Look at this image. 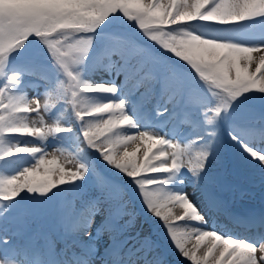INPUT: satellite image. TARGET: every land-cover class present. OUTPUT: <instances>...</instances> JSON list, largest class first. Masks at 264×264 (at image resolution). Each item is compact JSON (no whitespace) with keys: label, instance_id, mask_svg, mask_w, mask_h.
I'll return each mask as SVG.
<instances>
[{"label":"snow or ice","instance_id":"snow-or-ice-1","mask_svg":"<svg viewBox=\"0 0 264 264\" xmlns=\"http://www.w3.org/2000/svg\"><path fill=\"white\" fill-rule=\"evenodd\" d=\"M121 17L139 35H110L101 61L105 71L123 79L120 84L115 79L93 83L84 78L82 66L95 34ZM258 23L264 26V0H0V77L5 78L0 87V160L20 154L35 158L14 175H0V201H14L21 193L47 196L77 181L87 185L89 164L69 150L68 156L53 153L49 159L42 146L49 137L72 133L74 124L79 129L75 153L84 151L81 145L90 148L133 185L187 264H264V215L252 222L234 219L245 228L261 229L251 239L224 234L205 227L206 212L189 192L170 187L183 176L180 185L187 180L210 207L219 208L212 168L225 123L231 140L264 166V117L248 122L233 118L249 93L264 96V31L255 32ZM245 24L253 31L244 36L215 31ZM34 40L63 78L42 77L45 91L30 98L15 91L22 73L6 69L10 57ZM122 88L126 95L139 93L145 104L158 95L157 117L167 113L177 125H191L201 134L183 143L141 129L128 112L129 100L119 95ZM91 94L116 99L100 102ZM58 105L63 119L50 115ZM61 120H69L68 126ZM17 137L41 144H21ZM96 188V195L85 188L59 205L69 239L59 249L47 239V255L54 264H136L124 251L114 223L125 215L131 217L128 224L135 219L123 188L104 179L97 180ZM98 216L105 222L94 236ZM103 232L110 233L111 243L100 254L95 238ZM13 247L11 252L0 250V264H45L38 250ZM141 247L147 255L150 243Z\"/></svg>","mask_w":264,"mask_h":264},{"label":"rangeland","instance_id":"rangeland-1","mask_svg":"<svg viewBox=\"0 0 264 264\" xmlns=\"http://www.w3.org/2000/svg\"><path fill=\"white\" fill-rule=\"evenodd\" d=\"M117 19L108 24L105 29L116 26L115 24L117 23ZM197 27H199V25H197ZM229 28L230 27L218 28L215 31L238 37L250 34L253 31L248 24L234 27L233 30H230ZM262 28L263 30L257 29L255 32L259 33L264 31V26H262ZM138 35L139 33L137 30L131 34L133 38ZM95 41L96 40L94 39L92 52L87 58V60L91 59V62H89L90 65L82 66L84 69L83 75L85 79L93 83H101L102 77H100V74L103 71L105 72V70L102 67V55H100L99 52V44ZM28 46V50H21L24 53L17 52L10 57L8 65H11V68H7L6 71L9 74L18 71L19 67L17 65L20 63V59L23 60V57L33 58L29 62L26 60L28 64H31L29 71H19L22 73L20 77V84L15 86L16 92H24L31 98L39 96L45 91V80L42 79V77H47L49 79L55 78L57 71L55 68H52L53 65H49V63H51V58L42 45L34 40L32 43L28 44ZM44 67L49 69V71L47 72ZM29 72L33 74L29 75ZM111 74L112 73H110V76ZM1 79L5 82V78L0 77V81ZM114 79L115 83H117L118 77H115L114 75ZM107 82L112 81L110 79L107 80ZM3 85L0 84V87ZM91 95L94 99L100 102L116 99L115 96H111L109 94ZM119 95L121 98L129 100L130 103L128 108H132V101L135 102V98L131 99V95H126V89L120 91ZM248 97V100L237 105L236 112L240 113V117L245 122L264 117V96L249 93ZM154 100L155 99L153 98V100L147 104L151 105L150 103ZM159 102L163 104V100H160ZM255 103L259 104L263 110H259L260 108ZM61 110L62 109L56 112L52 110L50 115L54 117L60 116L61 119H63V115L60 113ZM128 112L131 115L132 112L130 110ZM165 114L163 115L164 120H161L151 126H140L141 129L157 131L170 139H177L183 143H187L188 141L194 139L198 134H201L199 129L193 128L191 125H177L176 122L169 120L167 113ZM70 118L69 111V119ZM196 120L199 122L200 117L197 116ZM61 123L68 126L69 120H61ZM137 123L139 124V122ZM174 123H176L175 126H173ZM73 129L74 131L72 133H61L58 136L47 138V140L43 142L42 146H44L48 151L47 158L49 159L52 158L53 153L68 156L69 151H71L77 155L81 162L89 164L90 171L85 178L88 181L87 185L80 181H77L75 184L61 185L59 188L53 189L47 196L21 193L23 195L18 196V200L16 201V206L14 208H8L7 212L3 209V213L2 210H0V244L4 247V251H8L7 249H10L11 252L14 250L13 246L22 245L28 247L32 251L38 250L41 256L45 258V264H54V261L50 259V256L47 255L46 252L47 242L44 247L41 248L39 243L27 239L30 234H34L35 232L34 224L36 221H32V213L30 212L32 211L35 215H38L35 218L36 220L39 217L41 218L40 224L42 225V228L41 231L40 229L38 230V234L42 241H45L48 238L52 240V232H54L58 237L63 238L62 242L65 244V240L67 241L69 237L66 235L65 225L61 221L58 208L59 205L64 201L71 200L73 197L83 192L85 188H87L92 195L98 194L96 188L97 180L104 179L111 181V178H108L107 176L109 174L118 178L117 182L120 184V187L123 188L125 193L127 207L135 216V219L131 224L127 223V221L131 219V217L127 215L114 222L115 227L120 230L118 239L122 244L126 241L124 251L131 255L133 259H137L138 264H187V262L184 261L183 258L176 252L162 223L148 212L147 208L143 204V201L139 198V193L135 190L133 185L123 179L121 175L110 166L108 167V174L104 175L99 169L104 161L100 159L98 153L89 151L86 146L81 145L84 148V151L78 154L75 153V145L78 143L79 129L77 126H74V124ZM227 130H230L228 126H222L220 128V134L222 136L221 151L218 158L213 161L212 174L218 180V189L219 191H222L228 188L230 194L226 195V198L236 203L244 202L245 205L242 206V208L251 207L253 210H256L259 206L264 207V196L261 194L264 193V166H261L258 162L252 160L246 153H244L242 149L227 135ZM16 140H18L21 144H41V141L33 140L27 137H17ZM209 159L211 160L212 157L210 156ZM34 162L35 158L27 154H20L15 157L7 158L6 160H0V175H14L22 171L24 167L31 166ZM254 164L257 165L254 166ZM65 166L69 167L70 165L65 162ZM185 171L186 170H182V172ZM180 179H183V176L178 177L170 185L173 190L180 188ZM186 182L188 181L185 180V183ZM64 188L67 191L64 190ZM72 191H74V193ZM57 194H61L65 200H60L59 204L55 203L54 207L53 202L57 201L58 198H55L58 197ZM250 196L257 197L255 199L257 202H253L254 199L250 200ZM52 218L55 219L53 220L54 224L50 221ZM104 222V217L98 216L97 222L93 226L94 236L95 230L100 229ZM215 224L223 227V222H219V220L215 219ZM54 225H56L57 229L50 231L49 226L53 227ZM109 235V232H103L99 237L95 238V247L98 253L103 254L104 249L107 248L109 243H111ZM81 239L85 240V242L88 241L87 237H81ZM5 240H7V244L4 242ZM145 241L150 243V248L147 249V255H145L146 250L141 247V244ZM63 244L59 243L58 246L61 248ZM0 250L3 249L0 248Z\"/></svg>","mask_w":264,"mask_h":264},{"label":"bare ground","instance_id":"bare-ground-1","mask_svg":"<svg viewBox=\"0 0 264 264\" xmlns=\"http://www.w3.org/2000/svg\"><path fill=\"white\" fill-rule=\"evenodd\" d=\"M101 78V82H107V80L113 81L114 79V73L111 74L108 71H103L100 74ZM106 77V78H105ZM105 78V79H104ZM257 164H254V166H256ZM176 188V187H175ZM184 190L190 193L191 199L193 200V202L197 205V207L201 208L202 211L206 212V219H208V224L205 226L209 229L211 228H215L216 230L224 233V234H233V236H248L250 239L256 234L255 233V228H245L244 226L241 225H237L234 223V219L238 218V217H234L233 214L231 213V210H233L235 208V205L233 202L229 201L228 203H222L221 204V200L219 199L220 202V206L219 208L217 207H210L208 202L204 199V197L201 195V192H199L198 190H193V185L189 184L188 182H186L183 186L180 185V188H176L175 191H179V190ZM222 194L225 193V190L221 191ZM232 203V204H231ZM242 205V204H241ZM215 219L219 220V222H223L224 226L220 227L218 225L215 224ZM256 219H254L252 217V215H250V218L246 221L252 222ZM259 231H261V229H258ZM136 260V264H138L137 259Z\"/></svg>","mask_w":264,"mask_h":264}]
</instances>
